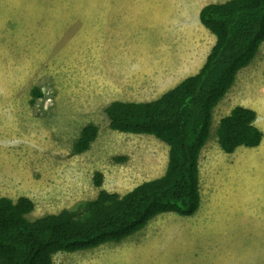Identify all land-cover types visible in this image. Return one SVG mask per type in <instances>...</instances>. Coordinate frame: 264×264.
I'll use <instances>...</instances> for the list:
<instances>
[{"label": "rangeland", "instance_id": "rangeland-1", "mask_svg": "<svg viewBox=\"0 0 264 264\" xmlns=\"http://www.w3.org/2000/svg\"><path fill=\"white\" fill-rule=\"evenodd\" d=\"M193 7L191 0H0V197L29 198L33 220L100 190L125 194L161 177L168 146L112 130L106 108L140 102L127 98L137 93L122 80L142 60L184 44L173 22ZM35 87L41 96L32 105ZM248 104L264 134V43L214 109L198 211L160 214L120 242L60 252L54 264H264V140L226 154L216 134L223 117ZM87 125L97 137L76 154Z\"/></svg>", "mask_w": 264, "mask_h": 264}, {"label": "trees", "instance_id": "trees-1", "mask_svg": "<svg viewBox=\"0 0 264 264\" xmlns=\"http://www.w3.org/2000/svg\"><path fill=\"white\" fill-rule=\"evenodd\" d=\"M200 22L215 37L200 71L147 102L114 101L106 108L110 128L120 133L151 135L169 148L164 174L125 194L100 190L92 200L31 220L34 203L0 197V264H54L60 252H77L120 242L160 214L192 216L200 206L199 158L210 136L214 109L234 86L264 43V0H229L200 11ZM30 104L41 96L31 91ZM257 113L237 106L217 127V143L226 154L257 148L264 134ZM85 126L74 145L86 152L97 137ZM101 187L102 176L96 174Z\"/></svg>", "mask_w": 264, "mask_h": 264}, {"label": "crops", "instance_id": "crops-1", "mask_svg": "<svg viewBox=\"0 0 264 264\" xmlns=\"http://www.w3.org/2000/svg\"><path fill=\"white\" fill-rule=\"evenodd\" d=\"M223 1L226 0H206V3H201L203 0H191L193 5L195 4L193 12L191 13L188 10L189 12L186 16L179 17L180 20H177V23L176 21L173 22V27L177 26L174 28H178V35L183 39L184 44L175 45L174 43L172 47H169L164 52L165 55L161 51V54H156V57H152L149 62L142 60V64H137L135 66V69L122 80L125 85L132 84L128 89H134L137 93L136 96H128L127 98L129 100L133 99L140 102L156 100L186 78L200 71L211 49L216 43V37L201 24L199 18L200 11L208 4L221 3ZM176 18L178 17L176 16ZM165 26L167 29L170 28L169 20H165ZM163 57H167L165 63H161V58ZM247 106L256 111V126L262 131V126L259 122L260 115L253 105L248 104ZM241 158L242 157L239 159ZM200 161L201 157L199 158V173L201 180L203 173L200 170ZM200 199L201 205L203 202L201 189Z\"/></svg>", "mask_w": 264, "mask_h": 264}, {"label": "bare ground", "instance_id": "bare-ground-1", "mask_svg": "<svg viewBox=\"0 0 264 264\" xmlns=\"http://www.w3.org/2000/svg\"><path fill=\"white\" fill-rule=\"evenodd\" d=\"M38 87H39V86H38ZM32 89H33V88H32ZM32 89H31V90H32ZM29 98H30V97H29ZM38 100H39V99H38Z\"/></svg>", "mask_w": 264, "mask_h": 264}]
</instances>
